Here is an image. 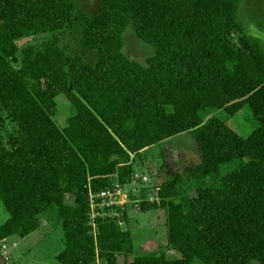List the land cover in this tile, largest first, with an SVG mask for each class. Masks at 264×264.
I'll use <instances>...</instances> for the list:
<instances>
[{
  "label": "trees",
  "instance_id": "trees-1",
  "mask_svg": "<svg viewBox=\"0 0 264 264\" xmlns=\"http://www.w3.org/2000/svg\"><path fill=\"white\" fill-rule=\"evenodd\" d=\"M241 0H101L82 45L94 66L56 40L17 41L60 31L72 0H0V122L14 125L0 146V203L8 220L0 243L58 221L64 250L57 264H264V45L239 19ZM152 47L146 66L123 52V35ZM68 105L54 122L55 99ZM248 107L256 129L242 138L228 116ZM194 138L200 163L162 183L140 213L164 210L163 250L135 252L130 232L98 218L91 235L90 195L131 184L133 159L181 133ZM123 221L126 214L121 213ZM118 219V218H117ZM132 256L131 260L127 257Z\"/></svg>",
  "mask_w": 264,
  "mask_h": 264
},
{
  "label": "rangeland",
  "instance_id": "rangeland-1",
  "mask_svg": "<svg viewBox=\"0 0 264 264\" xmlns=\"http://www.w3.org/2000/svg\"><path fill=\"white\" fill-rule=\"evenodd\" d=\"M101 0H72L73 10L67 24L58 32L39 36L35 39L28 38L17 41L18 53L15 55V64L20 66L24 58L23 50L27 44L37 45L42 41L56 40L60 48L67 55L79 54L87 64L94 66L98 61V53L89 51L82 45V36L86 26L99 12ZM239 19L244 24L249 35L255 37L264 45V0H241ZM124 54L133 62L146 66L147 60L154 57L152 47L140 41L133 30L128 26L123 35ZM56 112L54 122L58 129L66 127L69 116L68 105L63 96L55 99ZM210 117L217 118L237 135L248 138L256 129L248 107H243L236 115L228 116L224 110L213 111ZM0 122V146H6L8 134L13 131L14 125L6 115ZM200 163L198 150L194 138L190 133H181L157 145L142 151L140 158H134L132 165L134 177L125 192L130 201L121 207L110 205L113 199L103 200L95 194L90 197V221L92 224L91 235L95 242L98 232L96 222L98 218H112L118 226L125 227L130 232L134 243L135 252L140 249L151 252L153 250L165 251L172 260L180 259V255L168 249L165 212L156 210L149 213H140L135 205L142 202H155L158 187L171 180L176 175H182L183 182H187V167ZM112 186L109 189H112ZM138 201L134 203L133 201ZM126 214L123 221L122 214ZM118 218V219H117ZM121 218V222H120ZM8 220L2 204L0 203V225ZM64 250V232L58 221L51 217L39 219V229L26 238L11 237L0 243V264H57L56 257ZM123 256L118 257V264H123ZM131 260L132 256L127 257ZM95 264H101L98 258ZM192 264H204L195 259Z\"/></svg>",
  "mask_w": 264,
  "mask_h": 264
},
{
  "label": "built area",
  "instance_id": "built-area-1",
  "mask_svg": "<svg viewBox=\"0 0 264 264\" xmlns=\"http://www.w3.org/2000/svg\"><path fill=\"white\" fill-rule=\"evenodd\" d=\"M124 192H125V189H123V186L116 183L112 189H107L105 191H102L98 193L96 196L103 200L113 199V202H110L111 203L110 205H115L123 209V205H127L130 202L128 200L127 194ZM90 197L92 198L93 195H90ZM156 197H157V192L155 194V200H157ZM133 202L137 203L138 201H133ZM136 208H138V206Z\"/></svg>",
  "mask_w": 264,
  "mask_h": 264
},
{
  "label": "water",
  "instance_id": "water-1",
  "mask_svg": "<svg viewBox=\"0 0 264 264\" xmlns=\"http://www.w3.org/2000/svg\"><path fill=\"white\" fill-rule=\"evenodd\" d=\"M120 222H121V218H120ZM121 228H122V231L124 232V231H125V227H124V225H123V224H122ZM1 263H2V264H4V261H3V260H1Z\"/></svg>",
  "mask_w": 264,
  "mask_h": 264
},
{
  "label": "crops",
  "instance_id": "crops-1",
  "mask_svg": "<svg viewBox=\"0 0 264 264\" xmlns=\"http://www.w3.org/2000/svg\"><path fill=\"white\" fill-rule=\"evenodd\" d=\"M128 187H131V186H123V189H126V188H128ZM157 198V197H156ZM137 201V200H136ZM136 207H137V205H136ZM5 242V241H4Z\"/></svg>",
  "mask_w": 264,
  "mask_h": 264
}]
</instances>
